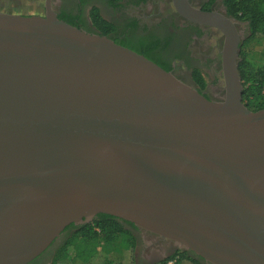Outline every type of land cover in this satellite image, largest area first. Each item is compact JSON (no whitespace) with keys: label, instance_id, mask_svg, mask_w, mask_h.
Instances as JSON below:
<instances>
[{"label":"water","instance_id":"1","mask_svg":"<svg viewBox=\"0 0 264 264\" xmlns=\"http://www.w3.org/2000/svg\"><path fill=\"white\" fill-rule=\"evenodd\" d=\"M206 98L105 36L0 13V264H29L98 214L208 264H264V109L242 101L238 37Z\"/></svg>","mask_w":264,"mask_h":264},{"label":"flooded vegetation","instance_id":"2","mask_svg":"<svg viewBox=\"0 0 264 264\" xmlns=\"http://www.w3.org/2000/svg\"><path fill=\"white\" fill-rule=\"evenodd\" d=\"M186 2L201 12L216 13L233 25L238 37V70L240 52L250 37L249 22L230 14L229 0H186ZM27 7L35 11L31 15L28 12L30 9L0 10V13L44 16L49 7L57 17L62 15L77 26H86L87 29L82 30L101 36L100 29L94 25L92 15L100 22L107 24L99 23L102 29L110 30L107 38L116 44L123 41L139 43L144 39L157 42L159 46L155 52L159 55V60L170 67V72L177 77L176 73L179 70L186 71L190 81L187 84L197 89L191 80V73L198 70L206 83L202 94L208 99H213L215 95H218L221 52L225 37L218 29L184 19L175 10L174 0H31ZM211 75L213 79L209 82L207 79ZM251 102L243 101L249 110L254 111L256 103ZM94 219L95 217L89 221L84 219L80 224L68 226L41 255L29 264H52L68 238L83 227L92 224ZM125 227L137 240L135 264L165 262L175 264V258H178L181 253H187L193 259H197L191 253L179 250L173 243L145 236L137 228L126 224ZM199 263L208 264L202 260H199Z\"/></svg>","mask_w":264,"mask_h":264},{"label":"trees","instance_id":"3","mask_svg":"<svg viewBox=\"0 0 264 264\" xmlns=\"http://www.w3.org/2000/svg\"><path fill=\"white\" fill-rule=\"evenodd\" d=\"M229 4V12L233 17L249 22L250 37L242 49L251 41L264 45V0H229ZM57 18L75 28L87 29L83 25L77 26L62 15ZM91 18L94 25L100 29L101 36L108 37L110 30L102 29L99 24L104 22H100L92 15ZM117 45L145 57L167 72L171 71L170 67L159 60V55L155 52L159 44L155 41L146 39L139 43L123 41ZM238 71L243 86L242 101L255 102L253 112L264 109V48L256 60L255 57L241 50ZM191 80L197 87V91L202 93L206 83L198 70L192 71ZM125 224L135 228L132 224L120 219L103 214L96 215L92 224L83 227L68 238L52 264H135L137 240ZM194 257L197 259H193L187 253H181L178 258H175V264H200L201 259Z\"/></svg>","mask_w":264,"mask_h":264},{"label":"rangeland","instance_id":"4","mask_svg":"<svg viewBox=\"0 0 264 264\" xmlns=\"http://www.w3.org/2000/svg\"><path fill=\"white\" fill-rule=\"evenodd\" d=\"M42 1V0H41ZM31 0H0V10H12V11H24L30 9L27 7L30 4ZM35 10L30 9L28 10L29 14L31 15ZM264 48L263 43L251 41L247 46H245L242 51L244 53L249 54L250 56L255 57V60L259 58L260 53ZM178 79L187 84L189 81L188 73L184 70H179L176 73ZM213 79V75L207 79L209 82ZM210 91V90H209ZM255 104V102H253Z\"/></svg>","mask_w":264,"mask_h":264}]
</instances>
